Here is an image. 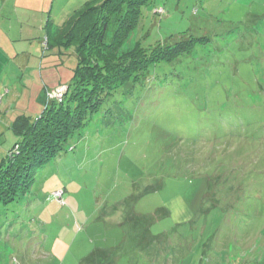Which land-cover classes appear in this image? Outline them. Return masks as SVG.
Masks as SVG:
<instances>
[{"label":"rangeland","instance_id":"1","mask_svg":"<svg viewBox=\"0 0 264 264\" xmlns=\"http://www.w3.org/2000/svg\"><path fill=\"white\" fill-rule=\"evenodd\" d=\"M65 2L0 0V161L7 122L67 91L70 73L23 52H49ZM190 37L207 42L116 96L0 206V264H264V0H151L130 43Z\"/></svg>","mask_w":264,"mask_h":264},{"label":"trees","instance_id":"2","mask_svg":"<svg viewBox=\"0 0 264 264\" xmlns=\"http://www.w3.org/2000/svg\"><path fill=\"white\" fill-rule=\"evenodd\" d=\"M150 2L90 0L54 31L49 18L45 38L49 52L43 50L33 62L26 57L38 72L50 66L70 73L67 91L62 102L49 101L36 114L7 122L18 140L0 161V206L27 195L39 170L66 151L116 96L129 93L156 66L193 51L197 41L207 42L190 37L174 44L159 42L149 49L139 41L130 43ZM72 48V53L67 52Z\"/></svg>","mask_w":264,"mask_h":264},{"label":"crops","instance_id":"3","mask_svg":"<svg viewBox=\"0 0 264 264\" xmlns=\"http://www.w3.org/2000/svg\"><path fill=\"white\" fill-rule=\"evenodd\" d=\"M90 0H66V5H63L61 8V12H57L56 21L53 22L54 26L61 22L65 18L71 17L76 11H78L86 2ZM61 2L60 4H62ZM26 49L23 50L25 52V56L28 54Z\"/></svg>","mask_w":264,"mask_h":264},{"label":"built area","instance_id":"4","mask_svg":"<svg viewBox=\"0 0 264 264\" xmlns=\"http://www.w3.org/2000/svg\"><path fill=\"white\" fill-rule=\"evenodd\" d=\"M58 97H59V98H62V97H63V93L61 92V94L58 95ZM60 101H61V99H60ZM59 195H61V193H60ZM56 196H57V195H56ZM57 197H59V196H57ZM60 199H61V197H60ZM60 201H61V200H60Z\"/></svg>","mask_w":264,"mask_h":264}]
</instances>
